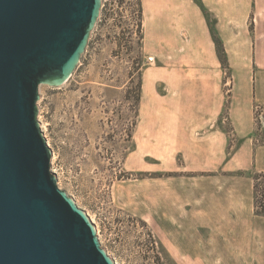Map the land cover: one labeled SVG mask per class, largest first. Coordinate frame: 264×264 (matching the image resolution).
I'll list each match as a JSON object with an SVG mask.
<instances>
[{
    "label": "rangeland",
    "instance_id": "rangeland-1",
    "mask_svg": "<svg viewBox=\"0 0 264 264\" xmlns=\"http://www.w3.org/2000/svg\"><path fill=\"white\" fill-rule=\"evenodd\" d=\"M137 1L102 0L98 25L72 78L40 86L41 127L52 149V171L91 217L116 264H153L158 252L169 264H264V215L254 211L250 239L238 244L204 220L194 228L187 222L193 209L209 216L212 208L227 207L218 191L237 187L228 175L249 176L241 172L256 166L182 170L173 167L166 149L145 148L149 143L139 141L141 102L137 109L135 89L153 55L143 49ZM226 71L228 90L231 71ZM224 126L231 153L241 138L229 123ZM252 136L256 146L263 145L264 104L255 105ZM181 194L196 204L177 206L172 197ZM173 207L183 211L174 214Z\"/></svg>",
    "mask_w": 264,
    "mask_h": 264
},
{
    "label": "crops",
    "instance_id": "crops-1",
    "mask_svg": "<svg viewBox=\"0 0 264 264\" xmlns=\"http://www.w3.org/2000/svg\"><path fill=\"white\" fill-rule=\"evenodd\" d=\"M143 6V49L153 60L142 71L139 141L149 143L142 147L166 149L173 167L182 170H264V144L256 146L252 136L255 105L264 104V0H143ZM226 69L231 71L228 90ZM227 123L241 138L231 153ZM228 177L237 187L218 191L227 207L212 208L209 216L193 209L187 222L194 228L204 220L238 244L250 239L254 226L253 179ZM172 200L180 207L196 204L184 194Z\"/></svg>",
    "mask_w": 264,
    "mask_h": 264
},
{
    "label": "water",
    "instance_id": "water-1",
    "mask_svg": "<svg viewBox=\"0 0 264 264\" xmlns=\"http://www.w3.org/2000/svg\"><path fill=\"white\" fill-rule=\"evenodd\" d=\"M102 0H0V264H116L52 171L40 86L72 78Z\"/></svg>",
    "mask_w": 264,
    "mask_h": 264
},
{
    "label": "trees",
    "instance_id": "trees-1",
    "mask_svg": "<svg viewBox=\"0 0 264 264\" xmlns=\"http://www.w3.org/2000/svg\"><path fill=\"white\" fill-rule=\"evenodd\" d=\"M137 13L140 17V20L142 22L143 20V13H144V7H143V1L138 0L137 1ZM215 40L217 42L219 56L221 58V61L225 67L227 66V59L225 57L222 43L220 38L215 35ZM141 96H142V80L141 77L139 78V81L137 82L136 89H135V100L137 109L141 102ZM264 144V138L260 141V144ZM255 144L257 142L255 141ZM230 148V147H229ZM242 174H247L253 179V196H254V211L258 215H264V170H258L257 168H252L248 171L241 172ZM153 264H169L165 260H163L161 254L158 252L156 254V259L153 261Z\"/></svg>",
    "mask_w": 264,
    "mask_h": 264
},
{
    "label": "built area",
    "instance_id": "built-area-1",
    "mask_svg": "<svg viewBox=\"0 0 264 264\" xmlns=\"http://www.w3.org/2000/svg\"><path fill=\"white\" fill-rule=\"evenodd\" d=\"M149 59H150V60H153V56H149Z\"/></svg>",
    "mask_w": 264,
    "mask_h": 264
}]
</instances>
